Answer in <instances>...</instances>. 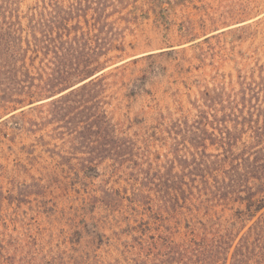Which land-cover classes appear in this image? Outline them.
Here are the masks:
<instances>
[{"label": "rangeland", "instance_id": "1", "mask_svg": "<svg viewBox=\"0 0 264 264\" xmlns=\"http://www.w3.org/2000/svg\"><path fill=\"white\" fill-rule=\"evenodd\" d=\"M43 1L13 7L24 29L25 16ZM88 1L110 6L108 20L124 38L117 65L125 64L108 75L102 96L117 134L130 144L122 159H101L80 144L78 118L51 113L52 98L0 100V264H159L179 234L148 194L156 193L162 170L178 164L176 154L189 164L215 153L210 127L197 133L199 149L189 152L195 159L180 136L162 132L165 125L220 118L244 90L263 91L252 78L264 64V0ZM211 89L220 96L213 113L201 95Z\"/></svg>", "mask_w": 264, "mask_h": 264}, {"label": "trees", "instance_id": "2", "mask_svg": "<svg viewBox=\"0 0 264 264\" xmlns=\"http://www.w3.org/2000/svg\"><path fill=\"white\" fill-rule=\"evenodd\" d=\"M20 2L0 0V21L9 24L0 26V100L16 105L32 97L33 104L52 98L48 105L55 106V117L78 118L84 148L96 150L101 159H122L130 142L117 134L102 96L108 75L125 64L117 65L124 61L125 46L108 20L110 6L44 0L25 16L24 29L13 8ZM29 53L33 59L27 63ZM256 71L252 80L262 85L260 93L244 90L220 118L217 113L210 121L209 114L196 121L178 118L162 130L180 136L195 158L189 152L199 149L197 133L210 127L215 153L207 162L189 164L176 154L178 164L174 160L163 169L156 193L148 194L179 234L165 244L159 264H264V64ZM201 95L213 113L220 103L218 92ZM86 172L98 174L96 167ZM218 212L230 215L215 218Z\"/></svg>", "mask_w": 264, "mask_h": 264}, {"label": "water", "instance_id": "3", "mask_svg": "<svg viewBox=\"0 0 264 264\" xmlns=\"http://www.w3.org/2000/svg\"><path fill=\"white\" fill-rule=\"evenodd\" d=\"M90 79H91V78H90ZM90 79H88V80H90ZM88 80L83 81L82 83L78 84L77 86H79V85H81V84L87 82ZM77 86H75V87H77ZM75 87H73V88H75ZM73 88H71V89H73Z\"/></svg>", "mask_w": 264, "mask_h": 264}]
</instances>
